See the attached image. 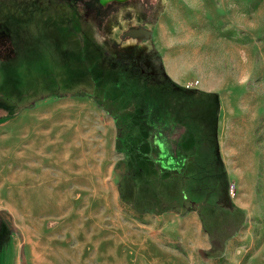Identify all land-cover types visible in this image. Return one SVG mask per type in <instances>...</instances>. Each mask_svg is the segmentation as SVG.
Masks as SVG:
<instances>
[{
    "label": "rangeland",
    "instance_id": "obj_1",
    "mask_svg": "<svg viewBox=\"0 0 264 264\" xmlns=\"http://www.w3.org/2000/svg\"><path fill=\"white\" fill-rule=\"evenodd\" d=\"M58 4L63 5L0 0V28L8 30L6 23L14 21L5 19L18 17L28 22L24 27L31 34L13 63L29 71L18 69L17 79L10 76L8 83L7 66L0 69V90L15 102L0 99L16 108L12 118H0V212L10 228L4 262L11 261L14 248L25 263L31 247L44 257H69L80 247L68 245L82 242L109 264H264V0H156L147 10L131 9L120 19V29L82 22L79 28H90L91 44L108 73L107 89L91 92L92 97L75 95L76 86L52 96L64 86L57 85L66 72L61 62L70 59L64 51L75 43L67 40V32L60 36L45 24L56 16ZM140 24L152 30L151 39L121 37V31ZM134 49L142 53L137 58L146 69L151 52L161 57L168 49L183 51L184 70H196L206 89L216 91L221 110L216 140L225 177L218 166L210 168L209 163L219 162L213 144L201 140L193 149L177 113L156 103L152 93L146 96V114L123 131L122 145L134 150L118 151L114 118L125 99L113 102L121 91L109 74L113 65L126 66ZM14 87L28 93L26 100L13 98ZM40 106L43 112L34 116L30 109ZM28 109L32 114H21ZM36 123L32 135L29 129ZM160 142L169 144L171 157L181 165L173 160L174 168L164 167ZM33 144L48 146L43 166L28 161ZM91 154L88 165L80 167ZM191 209L194 217L187 214ZM158 213L167 216L161 225L150 218ZM148 230L156 234L151 238Z\"/></svg>",
    "mask_w": 264,
    "mask_h": 264
},
{
    "label": "trees",
    "instance_id": "obj_2",
    "mask_svg": "<svg viewBox=\"0 0 264 264\" xmlns=\"http://www.w3.org/2000/svg\"><path fill=\"white\" fill-rule=\"evenodd\" d=\"M58 6V9H55L53 14L55 13L54 15H56L57 17L60 16V21H57L55 16L54 18L45 20V24H47L48 27L51 26L54 27V29L56 28L58 32H67L66 36H69L67 40H72L75 43L73 45H70V50L69 47H67L68 51H64L66 52L65 55L68 54L70 59H68V61L63 60L61 62L62 66H64V69H66V72H62L59 75V77L57 78V85H59L60 82V85L62 84L64 86L58 87L56 92L54 90L53 92H55V94H52V96H62V89L65 90L64 92H66L68 89L76 86L79 88V90L77 93H74L75 95L92 97L93 94L91 92H94L96 90L100 91L99 89H102L104 82H108V73H106L107 70L106 68H104L106 66L105 61L101 59L100 52L91 44L92 40L88 35L90 28H88L87 25H85L87 28H79L81 25L78 21V17L75 11H73L66 5L65 7H63L64 4H58ZM63 10H65L66 13L71 12V15H69V17H66V14H64V16L61 17V12ZM8 20H13L14 22L10 23ZM5 21H8L6 23V28L8 30L4 31V29L0 28V35L4 34L2 37H5V42H0V46H5L6 53L4 51H1L0 49V69L2 70L4 66H7L5 69V71L7 72V74H5L6 79L4 80L10 83V79L8 77L11 76L12 81L17 79L15 76V72L18 69L22 71H29L28 68L26 69V67H23L21 65H13V63L16 62L18 57H20L19 52L23 47L22 45L24 44L23 39L25 38L27 40L25 43H28L31 34H29L25 30L24 25L27 26L28 23L26 21H23L18 17H8L7 19H5ZM19 21H21V23H19ZM20 32L22 34H20ZM61 32L59 33L60 36H62ZM70 34H72V36ZM12 51L15 52V57L11 56ZM93 51H95V53L98 52V55H100L99 58L90 57V52ZM28 65L32 66L31 63H29ZM134 66L135 65L133 63L132 65L126 66L113 65V72L109 74L111 75L109 77L115 78V89L121 91V97H118L113 102L116 104H120L121 100L123 98L125 99L120 107L122 111H119V113H121V116L117 115L114 118L116 127L118 129V151H123L124 148H126V145H122V143L127 139H125L123 131L126 128L132 126L130 123L131 120H134V118L138 119L140 116L146 114V96L152 93L151 95L156 103L168 105L174 112L177 113V120L181 125L186 127L185 140H188L190 138V141L193 143V149H196V147L202 145L201 140L213 144L212 151L215 152L216 156H218L220 160V169L224 173L223 177H225L226 171L222 158L219 153L217 155L218 141L216 140L215 136V124L217 122L216 97L218 95H216V93L214 92L208 93L197 88L191 89L181 86L180 84L178 85L167 75L162 66L159 67L155 79L151 78V80L147 81V79L140 75V72L136 71V67ZM44 70L46 72L49 71L47 68H45ZM59 79H61V81H59ZM1 80L2 79H0V83ZM54 86L55 85L53 84V88H55ZM105 88L106 87H103V89ZM14 90L15 91H13V94L11 95L13 96V98H15V100H26V97L28 95L27 92L22 95L20 94V91L17 89V87H14ZM3 94L4 92L0 90V98L3 97V101H8L12 104L15 102L14 99H12L11 101L7 100ZM12 104H6L0 99V111L5 112V114L0 115V118H12V116L15 114L16 109H14V104ZM28 105L29 104L23 105L19 110H22V108H25ZM124 105H126L127 107L125 106L124 108ZM135 124L136 126L137 124L139 125V123ZM183 142L185 141L183 140ZM128 147L130 148H126L125 152L127 154H131V152L129 151H133L134 149H132L131 146ZM201 158L202 157H200L199 159ZM174 161L175 164L181 165V163L177 162L176 160ZM172 162L170 163V165H174ZM182 170L184 172L185 168H183Z\"/></svg>",
    "mask_w": 264,
    "mask_h": 264
},
{
    "label": "crops",
    "instance_id": "obj_3",
    "mask_svg": "<svg viewBox=\"0 0 264 264\" xmlns=\"http://www.w3.org/2000/svg\"><path fill=\"white\" fill-rule=\"evenodd\" d=\"M165 51L166 52H162V55H161L162 65L165 67V71H166L167 75L173 81H175L178 85L180 84L181 86H184L187 88H191V89L197 88V89H200V90H203L206 92H210V91L216 92L214 90L209 91L206 89V85L203 83V81L201 82V80H199L198 73L196 70H194L192 72H188V71L184 70V68L187 65L185 64L186 55L183 51L173 50V49H168ZM207 72L209 75V73H210L209 70ZM189 75H191L193 79H190L191 77H189ZM248 76H250V71L248 73ZM91 105L93 106V104H91ZM72 108L76 109V111L79 110V109H77L78 108L77 106L72 107ZM36 109H38V108L33 107L30 110L34 111V113H33L34 116H35V114L37 116H39L40 113L43 112L44 107L40 106V108L38 110H36ZM62 109H63L64 113L68 112L67 107H62ZM27 113H31V112H29V109L27 112L24 111L21 114L26 115ZM21 114L19 116H21ZM18 117L16 116V118H18ZM38 128H39V124L36 123L35 125L30 126L29 131L32 130L31 132L33 135L35 133L34 130H37ZM29 147H30V150L27 151V153H29V155H30V158L28 159L29 162L41 164L42 166L44 165V163H47L45 158H46V156L50 157V154L48 151V146L46 144L43 146H41L40 144H33V145H30ZM163 151H164L165 155H170V154H172L173 150L169 146V144L167 143V144H165ZM55 158H56V156H55ZM91 158H93L92 154L88 158L84 159V163H83V161H82V163H80V167L88 165V164H85V162L87 160H91ZM187 214L190 215L191 217H194L196 212L194 211V209H191L187 212ZM166 217H167L166 215L158 213V214H156L155 217L152 215L150 218L155 219L157 221H160V223L158 222V224L161 225V220L163 218H166ZM153 228H155V227H153ZM158 228H160V231H161V227H158ZM147 232H149V235L151 236V238L153 235L156 234L155 232L152 233L150 230H148ZM158 234H161V233H158ZM147 240H148L147 242H149V243L153 241V239L150 240V238H148ZM159 240H160V238H159ZM75 241H77L76 238H75ZM5 244H6V239L3 241H0V264H93V263L94 264H109V263H106L105 260H103V258H101L99 256V252L97 253L95 251H93V252L87 251L85 248V244L82 242H80L78 244H71L70 243L68 245L69 247L70 246H76V245L79 246L80 248H78L77 251H75V252H78V251L79 252L76 255H70L69 257L63 256L62 258L59 257L58 255H56L55 253H53L52 255L48 253L47 257H44L43 255L38 254L36 252L37 248L31 247V249L27 251L28 253H26V254H28V258L26 259V263L23 259L19 258V256L17 254H15L16 248H14V250L12 252L11 261L6 263V262H4V260L2 258L3 250L5 248ZM52 249H55L54 246H52Z\"/></svg>",
    "mask_w": 264,
    "mask_h": 264
},
{
    "label": "flooded vegetation",
    "instance_id": "obj_4",
    "mask_svg": "<svg viewBox=\"0 0 264 264\" xmlns=\"http://www.w3.org/2000/svg\"><path fill=\"white\" fill-rule=\"evenodd\" d=\"M59 1L64 5H66L67 7L71 8L73 11H75L80 25L82 24V22H88V20H91L92 22H94V24L97 27H100L101 25L104 24L109 26L111 24L110 26L113 28V30H116V28L120 29L123 26V22H121L120 19L124 17L126 14H128L131 9L137 7L139 9L147 10V8L154 7L156 3V0H124V1L110 0L105 4H102L101 0H59ZM132 28L149 29L147 25L145 26L142 24L138 26H131V28L121 31V37L124 38V40H129L132 38V37L124 36L125 32L130 31ZM137 41H143V40H137ZM151 53L153 60H151L152 62L150 63L151 67L148 66L149 69H146L145 67L141 66L140 64L141 59L139 58L140 59L139 60L137 58L138 56L142 55L140 50L134 49L132 53H130V55L127 56L126 58V59H131L127 65H132L133 63L135 65L134 67H136V71L140 72V75H142L145 79H147V81L151 80V78L155 79L160 66H162V68H164L165 70V67L162 65L160 55H158L156 52H151ZM164 147L165 144H162L160 142L159 144L160 153L162 154L161 156L164 155L165 158L163 159V163H165L164 167L165 168L168 167L172 169L174 168V166L170 165V163L175 159L171 157L172 154L170 155L164 154L163 151ZM218 153L219 152L217 148V155ZM217 160L220 162L218 156H217ZM219 162L209 163L211 166L210 168L211 169L213 168V171L217 166L220 168ZM4 220L5 218L0 215V241L5 240L4 237L6 234V230L8 228V226L6 227V225L4 224Z\"/></svg>",
    "mask_w": 264,
    "mask_h": 264
},
{
    "label": "water",
    "instance_id": "obj_5",
    "mask_svg": "<svg viewBox=\"0 0 264 264\" xmlns=\"http://www.w3.org/2000/svg\"><path fill=\"white\" fill-rule=\"evenodd\" d=\"M108 1H110V0H101L102 4H105ZM121 1H124V0H121ZM124 36L132 37V38L137 39V40L147 41V40L152 38V31L150 29H147V28L146 29H144V28H132L130 31L125 32ZM216 110H217V117H219L221 110H220V101H219L218 96L216 97ZM215 126H216L215 136L217 138L218 125L216 124ZM0 214L3 216L2 212H0ZM6 223L7 222L4 220V224L7 227ZM8 229H10V228H8Z\"/></svg>",
    "mask_w": 264,
    "mask_h": 264
},
{
    "label": "bare ground",
    "instance_id": "obj_6",
    "mask_svg": "<svg viewBox=\"0 0 264 264\" xmlns=\"http://www.w3.org/2000/svg\"><path fill=\"white\" fill-rule=\"evenodd\" d=\"M12 178L16 177V175L11 176ZM92 208V207H91ZM92 213V212H91Z\"/></svg>",
    "mask_w": 264,
    "mask_h": 264
}]
</instances>
